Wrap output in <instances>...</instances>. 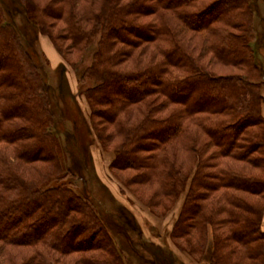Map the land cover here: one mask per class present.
Wrapping results in <instances>:
<instances>
[{"label": "trees", "instance_id": "trees-1", "mask_svg": "<svg viewBox=\"0 0 264 264\" xmlns=\"http://www.w3.org/2000/svg\"><path fill=\"white\" fill-rule=\"evenodd\" d=\"M21 1L28 17L37 15L45 29L46 18H62L73 44L87 42L100 33L92 62L84 72V76L99 82L86 89L85 94L91 95L97 104L96 94L109 93L101 100L109 106V122H115L121 111L145 103L150 96L164 99L157 106L160 111L169 104L179 105L178 111L163 113L161 117L157 115L159 110H151L134 131L121 120L119 125L124 146L137 135L129 153L120 154L119 158L127 167L148 169L147 179L152 177L155 183L162 184L164 196H174L179 185L193 176L172 237L184 239L187 251L200 254L204 236L201 232L192 235V231L195 225L202 226V230L210 226V264H264V232L260 225L264 203L257 204L251 198H264L263 72L253 58L250 60L248 42L242 34L248 22L256 49L252 0H215L211 4L197 0H130L128 5L119 0H100L97 11L93 9L97 0H89L80 16L91 24L90 30L79 25L80 18L73 9L76 0H55V12L40 7L35 0ZM66 7L71 8L69 13L64 12ZM155 10L171 13L181 20L183 27L201 34L197 55L194 56V46L188 41L184 44L173 37L162 15L159 21L147 25L127 18L130 11L147 15L157 13ZM5 17L0 3V142L17 144L18 163L45 161L49 163L46 174L52 172L56 176L53 184L48 181L45 185H32L34 179L27 181L19 176L0 153L4 163L1 166L8 173L0 175V241L24 246L40 243L63 255L91 247L105 256L85 258L84 264H126L86 196L88 185L81 168L86 152L73 126V105L66 100L71 112L69 126L59 132L64 142L77 151L73 155L76 165L69 154L68 158L77 178L83 180L84 196L73 192L74 174L68 170L65 175L57 157L54 111L39 67L31 56L38 61V55L31 45V50L25 47L18 31ZM236 28L241 32L235 33ZM128 33L136 38L130 40ZM206 36L217 40L208 42ZM116 42H129L135 48L141 42L155 43L160 55H151V63L138 71H117L114 66L119 64L121 52L113 50ZM204 52H212V60H205ZM216 67H239L244 71L219 73ZM183 128L185 135L180 142L190 163L185 172L166 154V145L178 140ZM209 149L212 151L206 154ZM147 151L156 153L149 157L141 155ZM220 158L243 162L249 169L234 168L228 160L222 166ZM238 192L247 193L251 199L244 200L236 195ZM214 197L213 204L210 200ZM39 257L34 264H48L46 254L41 252Z\"/></svg>", "mask_w": 264, "mask_h": 264}, {"label": "rangeland", "instance_id": "rangeland-1", "mask_svg": "<svg viewBox=\"0 0 264 264\" xmlns=\"http://www.w3.org/2000/svg\"><path fill=\"white\" fill-rule=\"evenodd\" d=\"M35 1L40 7H48L51 12H55L57 8L55 0ZM214 1L197 0L200 4H211ZM88 2L89 0H76V5L73 8L77 18H80L79 25L85 30H90L91 24L85 22L80 15L85 13L86 8L84 7L88 5ZM129 2L130 0H119L122 5H128ZM0 3H2V7L6 12V22L15 27L25 47H29L31 50L32 46L38 55V61L35 60L33 55L31 56L39 67L38 71L43 78L50 105L54 111L53 131L56 135L57 157L61 168L66 172L65 175L68 174V170L74 174L73 192L79 196H84L82 190L83 180L77 178L75 167L70 165L68 158L69 154L71 162L76 165L77 161H74L73 155L75 156L77 151L70 146V143L66 144L64 142V138L59 132L60 129L62 131L63 127L69 126L68 116H71V112L66 106V100H69L73 105V116L76 120L73 126L76 127L86 152V161L83 164L81 163L82 172L88 185L87 190H85L86 196L94 205L100 221L105 226L116 248L121 252L120 254L126 264H201L202 262L210 264L213 253V238L210 226H207V228L204 226L202 230V226L195 225L192 231V235L201 232L204 236V245H202L203 249L200 254L187 251L184 239H176L171 235L182 212L193 176H188L184 184L179 185L178 183L179 190L174 196H164L162 184L155 183L152 177L147 179L146 173L150 172L148 169L144 167H127L124 161L119 158L120 154L127 155L130 147L137 142V135H135L124 146L125 138L120 132V120L126 124V128L129 127L134 131L136 125L148 112L160 109L157 106L164 99L150 96L145 103L136 105L128 111H121L115 122H109L107 119L110 117L107 115L109 106L103 105L101 102L109 96V93L105 91L96 94L95 97L99 100L97 104L93 103L94 100L91 95L85 94L86 89L99 82L84 76V72L92 62L100 33H96L87 42L73 44L68 36L66 22L62 18H46L48 28L45 29L39 24L40 19L37 15L33 14L32 17H28L21 0H0ZM99 3L100 0H97L96 6L93 8L95 11L100 8ZM251 9L256 28V49H254L251 42L253 33L248 22L243 27L245 31L243 30L242 34L248 42L250 60L253 58L255 65L258 68L260 67L263 72L261 92L264 97V0H252ZM70 11L71 8L67 9L66 7L64 12L69 13ZM131 13L132 11L129 12L127 18L139 25L155 23L159 21V16L162 15L163 20L165 18V22L173 31V37L181 39L184 44L190 43L194 46V56L199 53L201 34H196L195 31L191 32L187 27H183L181 20L175 18L171 13L164 10L147 15ZM234 32L240 33L241 31L236 28ZM128 34L130 40L136 38L131 33ZM205 39H208V42L217 40L214 36H206ZM113 47V50L120 49L121 52L120 62L119 64L115 63L116 66H114L117 71H138L139 68H144L151 63L149 60L151 55H157L156 52L159 54L156 48L157 45L149 42H141L136 48L130 45L129 42L124 44L114 43ZM252 49H254V52ZM204 53L205 60H212V52ZM216 69L219 73L244 71L240 70L239 67L236 69L216 67ZM179 108V105L169 104L167 108L159 110L160 113L158 112L157 115L161 117L163 113L178 111ZM262 110L264 119V104ZM261 128L264 133V122ZM184 135L185 129L183 128V133L178 140L166 145V154L174 160L176 166L182 167L185 172L186 169L190 168V163L180 142ZM0 149V153H3V161H8L9 166L14 167L23 179L25 178L27 181L34 179L32 185H45L48 181L53 184L52 181L56 175L51 174L52 172L46 174L49 163L39 160L30 165L19 162L21 164L19 165L18 160L15 159L17 144L0 142ZM212 149H209L206 154H210ZM155 153L147 151L142 152L141 155L149 157ZM46 155H49V152ZM227 160V158H220V165L226 166L229 162V165L234 168L249 169V166L243 162L233 163ZM3 164L0 161V175L7 176V169L5 170L1 166ZM251 170L258 172L255 168ZM236 195L244 200L253 198L257 204L264 203L262 197L250 198L247 193L243 192H238ZM214 199L215 197L210 200L213 204L215 203ZM46 248L40 243L39 246H24L6 244L0 241V264H34L35 258L39 259V253L41 252L47 255L48 264H84L85 258L100 259L105 256L99 250H94L91 247L89 249L82 248L80 251L68 255L59 254L57 251L52 252Z\"/></svg>", "mask_w": 264, "mask_h": 264}, {"label": "crops", "instance_id": "crops-1", "mask_svg": "<svg viewBox=\"0 0 264 264\" xmlns=\"http://www.w3.org/2000/svg\"><path fill=\"white\" fill-rule=\"evenodd\" d=\"M262 114H263V110H262ZM261 230L264 232V216L262 217ZM201 264H204V262H202Z\"/></svg>", "mask_w": 264, "mask_h": 264}]
</instances>
